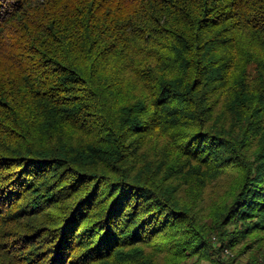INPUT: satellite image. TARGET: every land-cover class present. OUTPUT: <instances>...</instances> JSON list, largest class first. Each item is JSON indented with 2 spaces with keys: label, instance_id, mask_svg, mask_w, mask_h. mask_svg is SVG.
<instances>
[{
  "label": "trees",
  "instance_id": "obj_1",
  "mask_svg": "<svg viewBox=\"0 0 264 264\" xmlns=\"http://www.w3.org/2000/svg\"><path fill=\"white\" fill-rule=\"evenodd\" d=\"M245 255L264 264V0H0V264Z\"/></svg>",
  "mask_w": 264,
  "mask_h": 264
},
{
  "label": "rangeland",
  "instance_id": "obj_2",
  "mask_svg": "<svg viewBox=\"0 0 264 264\" xmlns=\"http://www.w3.org/2000/svg\"><path fill=\"white\" fill-rule=\"evenodd\" d=\"M227 253H228V252H227ZM227 255H229V253H228ZM239 260H241L242 263L245 264L246 261H247V255H245V256H243V257H240ZM183 264H209V261H200V262H198V263H195V260H194V259H190V260L184 262Z\"/></svg>",
  "mask_w": 264,
  "mask_h": 264
}]
</instances>
